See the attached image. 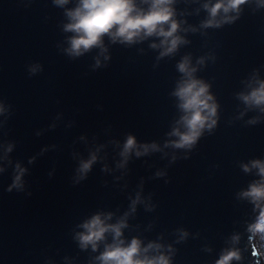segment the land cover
Masks as SVG:
<instances>
[{
    "label": "water",
    "instance_id": "water-1",
    "mask_svg": "<svg viewBox=\"0 0 264 264\" xmlns=\"http://www.w3.org/2000/svg\"><path fill=\"white\" fill-rule=\"evenodd\" d=\"M78 2L0 0V264H103L115 234L95 250L79 239L96 215L124 221L120 240L138 239L139 258L218 264L236 253L229 264H263L255 231L264 199L245 193L264 184L253 167L264 164V104L244 97L264 82V0L215 18L205 5L218 0H174L183 41L174 52L161 55L157 35L105 36L103 48L75 56L65 26ZM212 19L218 26L205 27ZM185 58L208 86L216 114L207 123H216L176 148L172 133L187 131L175 95ZM130 135L136 147L125 157ZM150 244L158 247L144 252Z\"/></svg>",
    "mask_w": 264,
    "mask_h": 264
},
{
    "label": "clouds",
    "instance_id": "clouds-1",
    "mask_svg": "<svg viewBox=\"0 0 264 264\" xmlns=\"http://www.w3.org/2000/svg\"><path fill=\"white\" fill-rule=\"evenodd\" d=\"M144 2L150 3L148 11L139 9L136 0H79L77 7L66 13L71 23L65 26V31L75 33L70 38L71 47L68 52L79 56L94 47L103 48V38L105 36L111 37L113 42L120 39L121 42L134 43L137 38L143 39L153 35L163 37L162 45L165 46V51L161 55L174 52L178 45L183 42L180 37L175 35L179 29V24L173 19L174 12L170 7L174 0H144ZM56 3L65 5L69 3V0H56ZM245 3H247V0H227V3H225V0H218L214 6L205 5V7L208 8L211 16L215 18L221 10L225 13L231 10L239 11L240 5ZM165 25L169 27L166 29ZM213 25L218 26L214 19L207 21L205 27ZM153 47H157V45H153ZM104 50L106 51V49ZM178 68L180 72L187 76V79L181 82L175 93L182 101L180 107L186 113L182 117L181 123L187 131L181 133L179 129H176L172 135L179 137V140L174 142L176 148H191L197 142L206 124L208 128L215 125V120H212L211 124L207 122L215 116L216 107L208 103L212 99L208 95V86L194 78L193 73L196 69L189 68L187 58L178 65ZM244 99L257 105L264 104V82H261L259 88L255 89L250 96H245ZM206 112L207 114H205ZM135 147L136 138L130 135L127 138L122 155L127 157ZM151 147L155 149L157 146L153 144ZM147 151L148 146L145 145L144 152ZM142 154L139 151L136 152L137 156ZM95 159L96 157L93 156L92 160L83 163L81 171L87 173ZM253 167H258L260 174L264 176V164L260 161H254ZM245 170H248L247 166H245ZM12 187H20V176L15 178ZM8 190L11 191V188ZM245 195H250L255 200L264 199V184H254L251 191L245 193ZM133 203L135 204V201ZM126 226L124 221L114 225L105 224L101 216L96 215L83 224L86 232L80 234L79 239L82 246L86 247L91 244L95 250L97 243L105 239V233L112 232L115 234L117 243L108 245L99 257L103 264H169L168 259L164 256L139 258L142 249L141 242L138 239H133L127 247L123 246L124 242L120 240V237L123 234L122 229ZM256 230L264 232V225H258ZM152 247L158 246L150 244L143 251L147 252ZM233 258L238 259L239 257L236 253H229L218 264H229V261Z\"/></svg>",
    "mask_w": 264,
    "mask_h": 264
},
{
    "label": "rangeland",
    "instance_id": "rangeland-1",
    "mask_svg": "<svg viewBox=\"0 0 264 264\" xmlns=\"http://www.w3.org/2000/svg\"><path fill=\"white\" fill-rule=\"evenodd\" d=\"M258 225H264V222ZM255 232V247L258 253L261 255L262 262L264 264V232H259L257 230Z\"/></svg>",
    "mask_w": 264,
    "mask_h": 264
}]
</instances>
